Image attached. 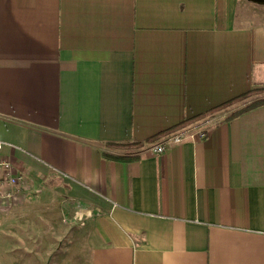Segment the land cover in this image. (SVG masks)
<instances>
[{
    "label": "crops",
    "instance_id": "0c3cea01",
    "mask_svg": "<svg viewBox=\"0 0 264 264\" xmlns=\"http://www.w3.org/2000/svg\"><path fill=\"white\" fill-rule=\"evenodd\" d=\"M263 86L262 3L0 0V231L60 195L89 264H264V104L207 112Z\"/></svg>",
    "mask_w": 264,
    "mask_h": 264
},
{
    "label": "rangeland",
    "instance_id": "374dc122",
    "mask_svg": "<svg viewBox=\"0 0 264 264\" xmlns=\"http://www.w3.org/2000/svg\"><path fill=\"white\" fill-rule=\"evenodd\" d=\"M253 10L258 13L257 8ZM262 96L264 92L250 95L222 109L230 111L229 115ZM64 201L58 195V199L56 196L51 201L38 202L32 205L33 216L20 217L3 227L0 264H89L88 250L80 249L83 234L74 217L80 207L72 208L67 203L70 210L65 212Z\"/></svg>",
    "mask_w": 264,
    "mask_h": 264
},
{
    "label": "built area",
    "instance_id": "2783aa9c",
    "mask_svg": "<svg viewBox=\"0 0 264 264\" xmlns=\"http://www.w3.org/2000/svg\"><path fill=\"white\" fill-rule=\"evenodd\" d=\"M200 137H204L206 132L204 129L197 132ZM195 134L187 132L175 133L154 146V151L161 152L166 144L181 142L187 137H192ZM5 142L0 140V149ZM25 183V174L15 170L12 163L7 159H0V198L12 196L14 192L11 189H16ZM75 219L79 225H84L86 216L82 215L79 210L75 212Z\"/></svg>",
    "mask_w": 264,
    "mask_h": 264
},
{
    "label": "trees",
    "instance_id": "16d2710c",
    "mask_svg": "<svg viewBox=\"0 0 264 264\" xmlns=\"http://www.w3.org/2000/svg\"><path fill=\"white\" fill-rule=\"evenodd\" d=\"M262 92H264V87L263 88H252V89H250V90H248V91H246V92H244L242 94H239V95H237V96H235V97H233V98H231V99H229V100H227V101H225V102L213 107L212 109H210L207 112L212 113L214 111L222 109L223 107H225V106H227V105H229L231 103H234V102H237L239 100H242V99H244L247 96L258 94V93H262ZM260 104H264V96L256 97L253 101L249 102L247 105H245L244 107H242V108H240L238 110H234L228 116L230 117V116L236 115L238 113H241V112H243L245 110H248V109H250L252 107H255L257 105H260ZM201 116H203V115L199 114V115H196L195 117H192V119L193 118H198V117H201ZM190 120H191V118L190 119H186V120L174 125L172 127V129L179 128L180 126L186 124ZM141 144H142V142H139V141L130 142V143H112V142L106 143V145L109 146V147H118V148L136 147V146H141Z\"/></svg>",
    "mask_w": 264,
    "mask_h": 264
},
{
    "label": "water",
    "instance_id": "95a60500",
    "mask_svg": "<svg viewBox=\"0 0 264 264\" xmlns=\"http://www.w3.org/2000/svg\"><path fill=\"white\" fill-rule=\"evenodd\" d=\"M251 1L264 4V0H251Z\"/></svg>",
    "mask_w": 264,
    "mask_h": 264
}]
</instances>
